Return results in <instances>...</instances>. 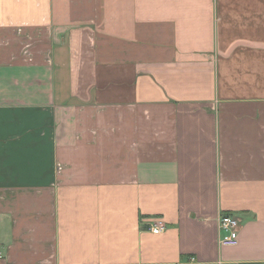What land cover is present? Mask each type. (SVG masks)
<instances>
[{"label": "crops", "instance_id": "0c3cea01", "mask_svg": "<svg viewBox=\"0 0 264 264\" xmlns=\"http://www.w3.org/2000/svg\"><path fill=\"white\" fill-rule=\"evenodd\" d=\"M0 264H264V0H0Z\"/></svg>", "mask_w": 264, "mask_h": 264}, {"label": "built area", "instance_id": "2783aa9c", "mask_svg": "<svg viewBox=\"0 0 264 264\" xmlns=\"http://www.w3.org/2000/svg\"><path fill=\"white\" fill-rule=\"evenodd\" d=\"M239 227L240 221L238 218L230 215H224L220 218V230L224 232V236L220 239V244L223 247H235L239 243ZM150 231L155 234H162L165 231L163 223L155 224Z\"/></svg>", "mask_w": 264, "mask_h": 264}, {"label": "rangeland", "instance_id": "374dc122", "mask_svg": "<svg viewBox=\"0 0 264 264\" xmlns=\"http://www.w3.org/2000/svg\"><path fill=\"white\" fill-rule=\"evenodd\" d=\"M41 38V37H40ZM36 39H39V37L38 38H36ZM47 45H48V43L46 44V45H44V47H42V44L41 45H35L34 46V48L33 49H38V48H46L47 49ZM29 47V46H28ZM32 52V51H31ZM30 56H32V55H30Z\"/></svg>", "mask_w": 264, "mask_h": 264}]
</instances>
